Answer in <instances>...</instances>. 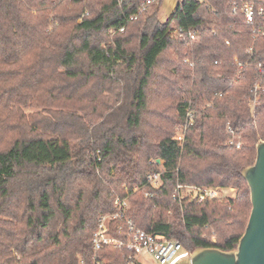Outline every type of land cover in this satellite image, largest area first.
Segmentation results:
<instances>
[{
	"label": "trees",
	"instance_id": "16d2710c",
	"mask_svg": "<svg viewBox=\"0 0 264 264\" xmlns=\"http://www.w3.org/2000/svg\"><path fill=\"white\" fill-rule=\"evenodd\" d=\"M140 4L0 0V264L89 263L117 197L185 250L236 247L251 210L240 170L264 139V16L251 26L229 0H181L162 23L160 4ZM178 184L235 194L197 202L173 197ZM98 255L121 260L108 246Z\"/></svg>",
	"mask_w": 264,
	"mask_h": 264
},
{
	"label": "built area",
	"instance_id": "2783aa9c",
	"mask_svg": "<svg viewBox=\"0 0 264 264\" xmlns=\"http://www.w3.org/2000/svg\"><path fill=\"white\" fill-rule=\"evenodd\" d=\"M119 2L121 0H118ZM257 0H229L232 11H239L244 15L247 24L254 26L256 19L264 16V8L256 6ZM161 0H141L138 13L148 9L151 4H160ZM123 30L122 28L120 29ZM264 34V32H262ZM173 34L183 39H193L195 31L184 32L180 28L173 29ZM234 63L241 67L237 57L233 58ZM257 86V85H256ZM255 102H253V105ZM194 122V112L187 105L185 110V123L177 128L174 138L178 144H182L185 132ZM230 134L228 142L239 147V142L234 139V132L231 127L227 129ZM161 171L147 175V184L151 187H158L161 184ZM134 187L133 190H136ZM234 188L228 187H209L196 185L178 184L174 189L173 197L190 198L201 202L212 198H221L228 196L227 191H233ZM128 198H115L112 202V210L100 213L97 217V225L91 236L92 254L89 263L80 260L78 264H103L99 258V251L108 246L120 252V262L118 264H176L179 260L190 255L191 251L183 249L181 243L175 239H165L153 235L144 229L138 227L128 215ZM117 222L116 228L119 233L124 234V238H118L110 233V225ZM215 241L214 237L212 239Z\"/></svg>",
	"mask_w": 264,
	"mask_h": 264
},
{
	"label": "water",
	"instance_id": "95a60500",
	"mask_svg": "<svg viewBox=\"0 0 264 264\" xmlns=\"http://www.w3.org/2000/svg\"><path fill=\"white\" fill-rule=\"evenodd\" d=\"M181 0H161L162 23H168ZM160 163V159H156ZM250 191L251 210L234 249L197 247L176 264H264V139L256 144L252 164L240 170Z\"/></svg>",
	"mask_w": 264,
	"mask_h": 264
},
{
	"label": "rangeland",
	"instance_id": "374dc122",
	"mask_svg": "<svg viewBox=\"0 0 264 264\" xmlns=\"http://www.w3.org/2000/svg\"><path fill=\"white\" fill-rule=\"evenodd\" d=\"M163 13V12H162ZM161 18H163V15L161 14V16H160ZM175 132H177V128H176V131ZM175 135H176V133H175ZM228 196H233L234 194H235V190L234 191H227V193H226Z\"/></svg>",
	"mask_w": 264,
	"mask_h": 264
},
{
	"label": "crops",
	"instance_id": "0c3cea01",
	"mask_svg": "<svg viewBox=\"0 0 264 264\" xmlns=\"http://www.w3.org/2000/svg\"><path fill=\"white\" fill-rule=\"evenodd\" d=\"M235 189H233V191H234Z\"/></svg>",
	"mask_w": 264,
	"mask_h": 264
}]
</instances>
